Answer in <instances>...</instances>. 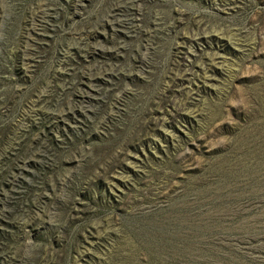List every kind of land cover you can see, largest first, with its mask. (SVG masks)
Here are the masks:
<instances>
[{"label":"rangeland","instance_id":"1","mask_svg":"<svg viewBox=\"0 0 264 264\" xmlns=\"http://www.w3.org/2000/svg\"><path fill=\"white\" fill-rule=\"evenodd\" d=\"M0 264H264V0H0Z\"/></svg>","mask_w":264,"mask_h":264}]
</instances>
